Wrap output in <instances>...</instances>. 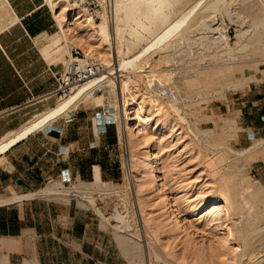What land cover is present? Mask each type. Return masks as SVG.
<instances>
[{"label": "rangeland", "instance_id": "1", "mask_svg": "<svg viewBox=\"0 0 264 264\" xmlns=\"http://www.w3.org/2000/svg\"><path fill=\"white\" fill-rule=\"evenodd\" d=\"M146 1L149 3L148 0H126L118 14L115 34L110 26L113 40L100 36V46H97V41H89L90 37L71 22L69 27H63L65 33L61 31V39L64 40L66 35L72 37L68 31L71 29V33L94 50L90 57L99 61L101 59L96 52H103L113 43L122 51L119 60H128L150 45L183 14L192 12L180 32L190 42L197 43L196 46L176 53H169L166 46L155 48L140 59L134 69L122 73L133 92L134 102L129 107L132 119L134 117L132 124L137 117L144 119L143 131H137L132 125L134 128L130 131L128 144L129 160L138 176L136 191L127 190L126 149L121 144L125 162L124 176L119 184L61 183L63 190L53 193L50 198L70 201L76 209L86 211L95 226L89 238L99 240L102 245V251L97 255L112 259L115 264H130L123 251L135 243L139 246L137 252L142 264H264V191L249 178V164L263 155L264 141L255 143L258 144L256 148L243 156L234 155L227 149L235 153L246 150L232 147L230 138L224 134L226 131L216 133L217 122L210 113L211 105L222 101L226 95L239 93L251 84L264 83V26H256L264 22V0H165L160 10ZM217 3L226 11L214 9ZM131 4L135 6L133 10L128 8ZM57 10L62 14L65 10H68L65 14L71 12L66 2H61ZM80 16L82 24L95 34H99L100 26L109 25L105 17L92 23L86 16ZM203 22L214 24L212 27L218 29V34L200 28ZM216 37L219 42L215 45ZM72 45L85 53L83 48ZM67 53L64 50L58 53L61 62H66L67 58L63 57ZM243 66L255 75L254 80L226 90L234 82L228 81L225 74L235 78V72ZM154 73H160L159 77ZM154 78L161 80L155 83ZM165 87L172 90L170 96L157 97L156 90ZM95 95L98 100L88 98L78 104L93 112L102 110L104 106V113H108L106 119L120 137L114 91L112 88H99ZM135 101L142 103L143 110ZM225 123L229 124L220 118L218 125L223 129L226 128ZM134 142L139 145H134ZM259 147L260 150L255 151ZM147 152L154 155L159 172L157 182L148 176L151 160H146ZM218 156L222 159L219 160ZM138 162L142 169L138 168ZM56 183L49 184L47 188ZM76 186L87 188V191L76 192L73 190ZM158 186L162 189L159 190ZM87 192L91 194L85 195ZM88 198L93 200L107 222L88 203ZM168 201L174 202V213L165 207ZM213 203L224 205L230 213L229 222L210 210ZM125 209L132 214L130 221L116 219L117 215L125 213ZM226 224L234 234L231 244L224 242ZM121 227L126 228L125 233ZM247 235L250 236L243 241ZM121 238L127 241L126 245H121Z\"/></svg>", "mask_w": 264, "mask_h": 264}, {"label": "crops", "instance_id": "2", "mask_svg": "<svg viewBox=\"0 0 264 264\" xmlns=\"http://www.w3.org/2000/svg\"><path fill=\"white\" fill-rule=\"evenodd\" d=\"M57 11L46 0H0V143L61 103L53 94L54 74L66 62L57 56L75 46L67 44L68 35L61 39ZM101 108L77 104L0 155V198L26 197L0 206V264H115L97 255L102 245L89 238L95 226L86 211L50 198L52 187L46 189L55 182L54 193L63 190L61 183L122 181L120 137ZM210 113L216 133L226 131L232 147L255 149L264 141V83L226 95ZM220 118L229 122L226 128ZM262 150L249 164V178L264 191Z\"/></svg>", "mask_w": 264, "mask_h": 264}, {"label": "bare ground", "instance_id": "3", "mask_svg": "<svg viewBox=\"0 0 264 264\" xmlns=\"http://www.w3.org/2000/svg\"><path fill=\"white\" fill-rule=\"evenodd\" d=\"M47 3H49V5L51 6V8L53 10H56L58 8V5L61 2H67V0H46ZM117 1V0H116ZM115 0H111L112 2V10H111V15L110 17L108 15L102 14L101 17H105L107 19V24H104L102 26L99 27V34H95V32L91 31L89 28H87L84 24H82V22L80 21L81 19V14L77 11L74 10H70L71 12L68 14H65L68 10H65V13H60V15H58V21L59 24L63 27L65 25H67V27H69L70 22L72 23V25L78 26L80 29H82L84 31L85 34H87L90 39L89 41H97L99 44L97 46H100L101 44V39H111L112 38V33L110 30V26L113 28L112 31L114 32V30L117 28H115V24L117 23L118 20V14L120 13V11H122L121 9L124 6V3L126 0H121L117 3ZM132 1V0H131ZM143 1V0H142ZM145 1V0H144ZM149 3H151L152 5H154L157 10H160L162 8H160L164 3L165 0H148ZM216 1V0H215ZM129 2V1H128ZM223 2V1H221ZM146 3H148L146 1ZM148 3V5H150ZM135 4V3H134ZM134 4H131L128 8H130L131 10H133V6ZM222 4V3H221ZM136 5V4H135ZM57 6V7H56ZM151 6V5H150ZM135 7V6H134ZM147 7V6H146ZM152 7V6H151ZM214 9H222L225 10V7L223 5L220 6L219 3L215 4ZM138 8V7H137ZM136 8V10H137ZM199 8V6H198ZM129 10V9H128ZM164 10V9H163ZM162 10V11H163ZM196 10V9H195ZM63 11V10H61ZM226 11V10H225ZM114 12V13H113ZM125 12V11H124ZM191 12V11H190ZM228 12V10H227ZM157 13V12H156ZM192 13V12H191ZM191 13L187 14H183L177 21H175L174 23H172L171 25H169L163 32H161L158 37L150 44L148 45L145 49H143L141 52H139L136 56H134L132 59H128V60H119L120 56H121V49L115 48L114 43L112 45H110L109 48H107L106 50H104L103 52L99 51L96 52L97 55H99L101 61L90 57L94 54V50H91V47L88 46L86 44L85 41L79 39L75 34L71 33V29L68 28V31L70 32L69 34L72 35L71 38L67 37L66 38V42L67 44L70 46L71 44H76L77 46L83 48V50L85 51L84 55L86 56L87 59H89L91 62H94L98 65H101L103 67L104 72L100 73L99 75H97L90 83L81 86L80 88H78L72 95H70L69 98L61 101V103L57 106L56 109L51 110L50 112L46 113L45 115H43L42 117H40L37 121H34L30 124H28L26 127H24L19 133H17L14 137L8 139L7 141H3L0 143V155L4 152H6L7 149H9L12 145H14L17 141L23 139L24 137H26L28 134H30L31 132L35 131L36 129L40 128L41 126H43L44 124H46L48 121L53 120L57 117H60L61 115H63L64 113H66L68 110H70L72 107L76 106L79 102L86 100L88 98H93V99H99V97H97L95 95V91L99 90V88H112V90L114 91V96H115V100H116V104H115V108H116V112H117V117H118V122H119V128H120V142L123 146L124 149H126V175H125V180H126V184H127V190L128 191H134L135 187H136V180H137V171L134 167L133 164L130 163L129 160V151H128V144H129V136L130 131L132 130V127L134 126L135 129L137 131L142 130L143 124H144V119L137 117L136 122L134 123V125L132 124L134 117L132 119L131 115H130V103L134 102V98L133 95L129 88V84L127 79L123 78L122 73L128 70H132L136 67L137 62L142 59L143 57H145L147 55L148 52H150L151 50L155 49V48H163L165 47V50L169 51V53H176V52H180V51H185V50H190V48L192 46H196L197 43H193L190 42V40L188 38H185L181 35L180 30L185 26L186 24V19L188 17V15ZM113 14V19H111V16ZM155 14V13H154ZM162 14V13H160ZM129 15V14H128ZM157 15V14H156ZM221 16V15H220ZM132 17V16H131ZM166 17V16H165ZM147 18V17H146ZM111 19V20H110ZM128 21V20H127ZM207 21V20H206ZM210 21V20H209ZM88 22H90V20H88ZM165 23V22H164ZM211 23V22H210ZM208 22H203L200 25V28H202L203 30H209L211 32H217L216 28H213L212 24H210ZM216 23V22H215ZM248 23V22H247ZM103 24V23H102ZM247 25V24H246ZM216 26V25H215ZM252 26V25H251ZM256 26H264V22L261 23H257ZM198 28V27H197ZM199 28V29H200ZM218 28V27H217ZM256 28V27H254ZM64 29V28H63ZM260 28H258L259 30ZM202 31V30H201ZM115 34V32H114ZM214 34V33H213ZM218 34V32H217ZM102 38H99V37ZM217 36V35H216ZM243 37V36H242ZM241 37V38H242ZM245 37V36H244ZM223 38V36H222ZM239 38V37H238ZM219 38L216 37V39H214V43L216 45L217 41ZM243 39V38H242ZM249 39V38H248ZM113 40V38H112ZM213 40V39H212ZM108 41V40H107ZM243 41V40H242ZM219 42V41H218ZM221 42V41H220ZM223 42V41H222ZM116 43V41H115ZM226 43V41H225ZM244 43V42H243ZM249 43V42H248ZM199 44H201V42H199ZM220 45V43H219ZM223 45V44H222ZM227 45V44H226ZM247 45V44H246ZM253 45V44H252ZM247 47V46H246ZM70 48V47H69ZM197 48V47H196ZM205 48V47H204ZM208 48V47H207ZM246 49V48H245ZM192 50V49H191ZM197 50V49H196ZM244 50V49H243ZM259 50V49H258ZM69 51V49H68ZM166 52V51H165ZM191 53V52H190ZM243 53V52H240ZM245 53V52H244ZM239 54V53H238ZM173 55V54H172ZM243 55V54H242ZM237 59V58H235ZM233 60V59H232ZM148 61V60H147ZM68 61H66L65 65L67 64ZM235 64V63H234ZM233 64V65H234ZM233 67V66H232ZM228 70V69H227ZM230 71V70H229ZM106 74V76H102ZM150 74V73H149ZM156 76L160 75V73H154ZM228 78V81H232L234 82L232 86H228L226 87V90L231 89L233 87H241L243 85H246L248 83H250L251 81L254 80V76L253 74L249 73V68L247 67H241L238 68L237 71L235 72V78L231 77L229 73L225 74ZM161 76H163L161 74ZM160 76V77H161ZM159 77V76H158ZM164 78V77H163ZM166 78V76H165ZM152 81V78H150ZM161 78H154L153 81L155 83L160 82ZM130 81V80H129ZM150 81V82H151ZM153 82V83H154ZM151 83V84H153ZM157 89V88H156ZM111 91V90H110ZM172 92L171 89H166L165 88H158L156 90L157 93V97L158 95H160L162 98H168L170 96V93ZM113 93V92H112ZM136 105L139 107L140 110L142 109V103L139 102L137 103L135 101ZM144 108V107H143ZM157 111V109L155 110V112ZM136 115V114H135ZM147 117V116H146ZM133 125V126H132ZM133 127V128H134ZM39 130V129H38ZM136 131V132H137ZM143 131V130H142ZM141 133V132H140ZM138 134V132H137ZM135 135V134H134ZM133 135V136H134ZM132 136V137H133ZM131 137V138H132ZM134 138V137H133ZM141 139V138H140ZM133 140V139H132ZM130 140V144L131 141ZM134 141V140H133ZM136 142H134L133 144L135 145ZM140 143V141H139ZM139 143L137 142L136 144L139 145ZM258 144H255L254 146H257ZM131 146V145H130ZM132 148V147H131ZM137 148V146H136ZM222 149V148H221ZM226 149V147H225ZM131 150V149H129ZM229 152L233 153L236 156H243L245 155L248 150L243 151V152H239V153H235L233 152L231 149H227ZM125 151V150H124ZM147 159L146 160H151L150 164H151V170L148 174V176H150V178H152L153 181H159V176H158V167L156 165V161L154 160V155L150 154V152H147ZM133 156V155H132ZM141 156V155H140ZM139 156V158H140ZM153 156V158H152ZM137 157V156H136ZM142 157V156H141ZM152 158V159H151ZM219 158V156H218ZM143 159V157L141 158ZM217 159V158H216ZM222 158H219V160H221ZM133 160V159H132ZM145 160V159H144ZM141 162V161H140ZM140 162H138L140 164ZM134 163V162H133ZM143 163V162H141ZM136 165V164H135ZM141 166V164L138 166V168ZM142 167V166H141ZM140 167V168H141ZM147 167V166H146ZM142 169V168H141ZM144 169V168H143ZM141 171V170H140ZM143 171V170H142ZM141 171V173H142ZM144 172V171H143ZM144 174V173H143ZM142 175V174H140ZM147 176V177H148ZM146 177V176H145ZM149 178V179H150ZM151 181V180H150ZM58 186L61 185L60 189L63 188L62 184H57ZM52 185L51 187L53 188ZM50 187V188H51ZM57 187V186H56ZM99 187V186H98ZM159 190H161V186H158ZM48 190L49 192H47V194L49 195V193H54V191L57 190V188L52 191ZM55 188V187H54ZM76 192L77 191H81L83 188L82 186H76L73 187ZM157 188V187H156ZM48 189V188H47ZM94 189V187H93ZM97 189V188H96ZM261 189V187H260ZM85 192L87 191V188L83 189ZM89 191L90 188H89ZM94 191V190H92ZM136 191V190H135ZM139 191V190H137ZM261 191V190H260ZM45 192V191H44ZM157 192V191H156ZM50 193V194H51ZM90 192H87V194H89ZM161 193V192H160ZM86 194V193H85ZM91 194V193H90ZM132 194V193H131ZM133 196H135L133 194ZM28 197V196H27ZM31 197V196H30ZM26 197H14V198H8V199H4V200H0V206L1 205H6L9 203H12L14 201H20L22 199H24ZM244 198V197H243ZM125 200V199H124ZM249 201V200H248ZM247 201V202H248ZM220 202V201H219ZM88 203L93 205L95 210L97 211V213L100 215V217L104 220V221H108L107 218L104 216L103 213H101V211H99V209L95 206L93 200L91 198H88ZM127 204V203H126ZM125 203L124 205L127 206ZM166 206L168 208V210H170L172 213H174L176 210L175 209V204L173 201H168L167 203H165ZM249 204V203H248ZM247 204V205H248ZM124 206V208H125ZM238 206H240L238 204ZM211 207V211H214L215 214L217 215H222L223 218L225 219V222H229V218H230V213L228 210H226V208L224 207V205L222 204H218V203H213L210 204ZM242 207V206H241ZM128 208V207H127ZM129 209V208H128ZM128 209H125V213L121 214V215H117L116 219H120L123 221H127L130 217L132 216V214L130 215ZM141 212V210H139ZM210 211V212H211ZM169 212V211H168ZM176 215V214H175ZM135 216V215H134ZM137 219V218H136ZM130 221V220H128ZM127 221V222H128ZM130 223V222H129ZM140 223L143 224V222L140 220ZM179 223V222H178ZM180 224V223H179ZM126 225V224H125ZM129 226V224L127 225ZM140 226V225H139ZM123 227V226H122ZM121 227V229H122ZM130 227V226H129ZM128 227V228H129ZM132 227V226H131ZM180 227V226H179ZM136 228V227H135ZM141 228V227H140ZM181 228V227H180ZM118 229V228H116ZM120 229V228H119ZM133 229V228H132ZM124 230L125 233V229ZM225 233H224V242L230 243L233 241L234 239V234L231 230V228L226 224L224 227ZM242 230V229H241ZM245 236V235H244ZM247 237L243 238L242 240L245 241ZM125 238V237H124ZM139 238V237H138ZM131 239V238H129ZM133 241V240H132ZM137 241V240H136ZM135 241V242H136ZM126 242L123 238H121V245H126ZM129 245L131 243H128ZM128 248L123 251L125 256L129 257V262L130 264H142V260L141 257L138 255L137 252V247L138 244L135 243L131 248H129V246H127ZM141 254V253H140ZM196 263V262H195ZM207 263V262H205ZM170 264V263H169ZM202 264V262H201ZM208 264H212L211 262ZM223 264V263H222Z\"/></svg>", "mask_w": 264, "mask_h": 264}, {"label": "built area", "instance_id": "4", "mask_svg": "<svg viewBox=\"0 0 264 264\" xmlns=\"http://www.w3.org/2000/svg\"><path fill=\"white\" fill-rule=\"evenodd\" d=\"M66 4L69 10L79 12L92 23L100 20L102 14L110 17L112 10L111 0H67ZM68 52L67 64L60 73L54 74L56 88L53 94L59 101L69 98L78 88L104 72L103 67L87 59L81 49L70 47Z\"/></svg>", "mask_w": 264, "mask_h": 264}]
</instances>
